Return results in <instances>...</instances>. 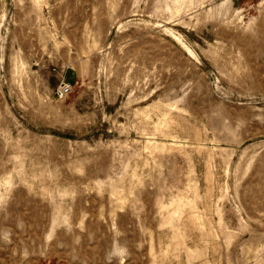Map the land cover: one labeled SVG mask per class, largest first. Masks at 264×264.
Returning a JSON list of instances; mask_svg holds the SVG:
<instances>
[{
    "label": "rangeland",
    "instance_id": "374dc122",
    "mask_svg": "<svg viewBox=\"0 0 264 264\" xmlns=\"http://www.w3.org/2000/svg\"><path fill=\"white\" fill-rule=\"evenodd\" d=\"M0 264H264V0H0Z\"/></svg>",
    "mask_w": 264,
    "mask_h": 264
},
{
    "label": "built area",
    "instance_id": "2783aa9c",
    "mask_svg": "<svg viewBox=\"0 0 264 264\" xmlns=\"http://www.w3.org/2000/svg\"><path fill=\"white\" fill-rule=\"evenodd\" d=\"M72 92V86L70 83L68 84H61L57 88L55 95L59 100L65 99L67 96H69Z\"/></svg>",
    "mask_w": 264,
    "mask_h": 264
}]
</instances>
